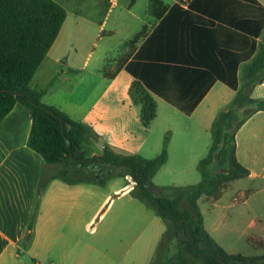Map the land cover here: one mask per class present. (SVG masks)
<instances>
[{
  "label": "crops",
  "instance_id": "obj_1",
  "mask_svg": "<svg viewBox=\"0 0 264 264\" xmlns=\"http://www.w3.org/2000/svg\"><path fill=\"white\" fill-rule=\"evenodd\" d=\"M52 1L66 11V20L30 87L45 91L44 104L92 129L82 144L84 155L99 156L110 148L152 159L167 145L168 160L154 184L202 182L199 163L212 146L213 123L238 92L222 79L244 86L264 30L255 40L241 15L209 0L193 9V0H159L161 18L152 0ZM257 1L264 8V0ZM142 6L144 15L139 13ZM175 6L179 9L174 11ZM158 27L160 61L176 67L186 92L206 93L191 116L154 96L157 118L152 125L159 118L160 100L187 117L181 133L172 132L162 141L153 140L152 127L142 125L141 107L130 97L134 78L125 68ZM126 28L129 33L114 50L107 41ZM144 29L145 38L131 47ZM75 31L86 38L74 37ZM106 71L115 77H106ZM251 95L264 100V81ZM32 123L30 111L17 104L0 124V264H152L167 226L132 195L131 176L101 183L57 178L64 166L47 164L28 146ZM236 156L250 174L223 184L214 196L200 197L204 227L231 255L264 256V111L253 114L237 132ZM76 172L82 170L77 167ZM164 264L182 263L174 255Z\"/></svg>",
  "mask_w": 264,
  "mask_h": 264
},
{
  "label": "trees",
  "instance_id": "obj_2",
  "mask_svg": "<svg viewBox=\"0 0 264 264\" xmlns=\"http://www.w3.org/2000/svg\"><path fill=\"white\" fill-rule=\"evenodd\" d=\"M203 1L206 0H193L190 9ZM209 1L231 9L233 15H241L255 40L264 30V8L257 0ZM152 7L156 9L157 18H161L162 3L152 0ZM177 8L175 6L172 10ZM65 20L66 11L52 0H0V124L17 104L25 106L33 121L28 146L42 156L47 164L63 165L64 168L56 174L63 181L101 183L116 177L131 176L135 182L132 195L153 208L167 226L152 264L165 263L168 236L179 239L178 258L182 264H264V256L244 257L225 251L206 231L204 216L198 204L203 195L214 196L223 184L246 178L250 174L237 159L236 134L253 114L264 111V100L254 99L251 95V90L264 81V43L248 65L242 88H239L236 79L234 83L222 79L238 92L231 105L222 110L213 123L212 146L207 157L199 163L204 175L202 182L183 187H158L153 179L168 160L167 145L160 156L152 159L117 154L110 148H106L102 155L86 157L82 152V144L89 140L92 129L73 121L56 107L44 104L42 99L45 91L30 87ZM160 33L161 28L155 29L125 66L134 78L130 97L141 107V122L145 128H150L157 118L154 96L191 116L206 95L186 92L185 79L176 76V67L160 61ZM141 38H145V29L131 47ZM105 75L108 78L115 77V74L107 71ZM242 109L245 112L239 116ZM216 162L222 171L211 174L208 169ZM77 167L81 170L89 168V171L77 173ZM102 169L106 173L105 177L97 178ZM45 183L43 174L42 190Z\"/></svg>",
  "mask_w": 264,
  "mask_h": 264
},
{
  "label": "rangeland",
  "instance_id": "obj_3",
  "mask_svg": "<svg viewBox=\"0 0 264 264\" xmlns=\"http://www.w3.org/2000/svg\"><path fill=\"white\" fill-rule=\"evenodd\" d=\"M140 7V5L138 6ZM139 13H142V15L145 14V6H142L141 8H139ZM130 31V28H126L123 32L119 31V34L113 38H111V40L107 41V42H111L110 46H112V48H114V50H117L119 48V46H117V44H121L124 40V36L126 34H128ZM69 35L72 33H68ZM74 37L77 38H86V35H84V33L80 32V31H75L74 33ZM50 74V73H49ZM49 74H47L46 76L48 77ZM122 80V77L119 79V81ZM245 112V109L240 110L239 112V116H241L243 113ZM159 118L157 120V122H155L151 127H152V136H153V140H160L162 141L165 137L167 138L168 136H170L172 134V132L174 133H181L182 132V127L183 124L185 123V121L187 120V117L184 116L183 114H181L180 112H178L177 110H175L174 108H172L171 106H169L168 104H166L165 102H163L162 100H160V108H159ZM91 150L92 148L89 146L85 147V151L87 154H91ZM222 169L221 167L218 165V163H214L212 166H210L209 168V172L211 174H216L221 172ZM179 239L175 238V237H169L167 238V246L164 252L165 255V260L169 259L170 257L174 256V255H178V251L180 248V244H179Z\"/></svg>",
  "mask_w": 264,
  "mask_h": 264
},
{
  "label": "water",
  "instance_id": "obj_4",
  "mask_svg": "<svg viewBox=\"0 0 264 264\" xmlns=\"http://www.w3.org/2000/svg\"><path fill=\"white\" fill-rule=\"evenodd\" d=\"M67 127H68V129H70V126L69 125ZM78 170L80 171V167H78ZM82 171H89V168H84V169H82ZM105 175H106V173L104 174L103 173V169H102V170H100V174L97 175V178H99V177H105Z\"/></svg>",
  "mask_w": 264,
  "mask_h": 264
}]
</instances>
